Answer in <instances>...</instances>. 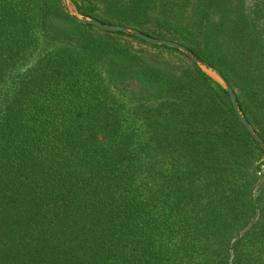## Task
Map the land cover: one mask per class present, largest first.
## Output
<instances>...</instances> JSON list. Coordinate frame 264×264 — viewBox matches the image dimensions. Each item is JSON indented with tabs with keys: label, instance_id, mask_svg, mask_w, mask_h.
<instances>
[{
	"label": "trees",
	"instance_id": "1",
	"mask_svg": "<svg viewBox=\"0 0 264 264\" xmlns=\"http://www.w3.org/2000/svg\"><path fill=\"white\" fill-rule=\"evenodd\" d=\"M218 68L264 139V0H85ZM0 264H264V151L184 53L0 0Z\"/></svg>",
	"mask_w": 264,
	"mask_h": 264
},
{
	"label": "water",
	"instance_id": "2",
	"mask_svg": "<svg viewBox=\"0 0 264 264\" xmlns=\"http://www.w3.org/2000/svg\"><path fill=\"white\" fill-rule=\"evenodd\" d=\"M61 3L65 9V11L75 20L82 24H88L93 25L95 27H98L103 30L111 31V32H122L129 35H133L135 37H138L142 40H145L151 44L154 45H160V46H167L169 48L176 49L185 55H187L195 64L198 65L202 71H204L213 81L218 83L223 89H225L229 95V98L233 104V107L239 117V120L244 125V127L247 129V131L251 134V136L256 140V142L260 145L262 150L264 151V139L263 137L258 133V131L255 129V127L252 125V123L248 120L246 115L241 110L240 104L238 102V97L236 94V91L230 84V82L226 79V77L221 73V71L210 65L209 63L203 61L200 59L192 50H190L187 46L183 45L182 43L168 40V39H162L153 37L150 35H147L146 33L140 31L139 29L129 27V26H123V25H117V24H108L103 23L98 18L84 15L77 7H75L70 0H61Z\"/></svg>",
	"mask_w": 264,
	"mask_h": 264
},
{
	"label": "rangeland",
	"instance_id": "3",
	"mask_svg": "<svg viewBox=\"0 0 264 264\" xmlns=\"http://www.w3.org/2000/svg\"><path fill=\"white\" fill-rule=\"evenodd\" d=\"M71 3L77 7L80 11L86 12L88 14H94L95 10L94 9H90L89 8V3H87V1L85 0H70ZM91 16V15H88Z\"/></svg>",
	"mask_w": 264,
	"mask_h": 264
}]
</instances>
